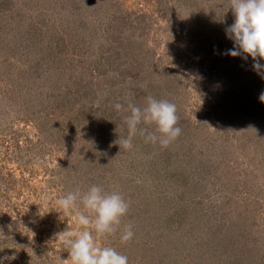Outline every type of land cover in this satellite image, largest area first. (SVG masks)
I'll return each mask as SVG.
<instances>
[{"label": "rangeland", "instance_id": "1", "mask_svg": "<svg viewBox=\"0 0 264 264\" xmlns=\"http://www.w3.org/2000/svg\"><path fill=\"white\" fill-rule=\"evenodd\" d=\"M234 19L228 0H0V264L68 259L56 200L92 185L130 204L134 238L97 241L128 264H264V74L226 54ZM148 96L181 134L125 149L114 105Z\"/></svg>", "mask_w": 264, "mask_h": 264}, {"label": "clouds", "instance_id": "2", "mask_svg": "<svg viewBox=\"0 0 264 264\" xmlns=\"http://www.w3.org/2000/svg\"><path fill=\"white\" fill-rule=\"evenodd\" d=\"M229 9L235 17L234 23L225 29L234 47L227 50L231 57H251L253 68L264 74V0H228ZM264 102V92L259 97ZM117 112L127 113L124 121L128 135L120 139L125 149L133 147V137L139 131L145 142L159 143L167 147L181 134L177 126V108L167 100L146 97V105L141 108L129 103L127 108L116 103ZM154 125V131L138 128L141 124ZM145 133H147L145 135ZM58 207L65 213L75 211L73 220L76 231H64L58 235L68 250L69 256L61 264H128V257L111 246H101V237L120 233L122 244L134 238L131 223L122 225V218L128 213L130 204L118 191H105L101 186L92 185L87 191L79 189L69 192L56 200ZM82 205V210H81ZM95 233V237L93 236Z\"/></svg>", "mask_w": 264, "mask_h": 264}]
</instances>
